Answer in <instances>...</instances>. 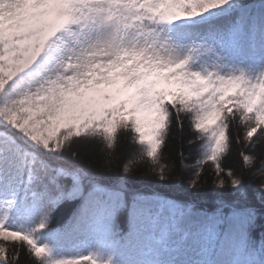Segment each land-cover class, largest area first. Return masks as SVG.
<instances>
[{"label":"snow or ice","instance_id":"6c2138e0","mask_svg":"<svg viewBox=\"0 0 264 264\" xmlns=\"http://www.w3.org/2000/svg\"><path fill=\"white\" fill-rule=\"evenodd\" d=\"M183 116L201 141L196 163L218 175L230 124L245 127L246 141L264 136V2L0 0V239L26 246L33 264H264L232 169V202L217 193L213 213L133 194L125 221V185L62 162L66 150L78 157L75 141H98L111 156L127 133L163 179V150ZM257 159L264 171V155L242 154L245 169ZM256 191L264 201V186ZM65 202L70 219L54 229ZM15 258L0 243V264Z\"/></svg>","mask_w":264,"mask_h":264},{"label":"trees","instance_id":"16d2710c","mask_svg":"<svg viewBox=\"0 0 264 264\" xmlns=\"http://www.w3.org/2000/svg\"><path fill=\"white\" fill-rule=\"evenodd\" d=\"M264 0H241L247 7L260 5ZM245 127L233 122L230 124L229 135L231 138L230 150L221 161L224 172L216 173L214 165L206 162L198 165L196 161L201 158L200 143L196 132L191 128L186 116L181 118L179 124L173 123L167 140V146L163 150L161 164L165 167V176L160 179L153 171L151 162L145 158L140 160L139 145L133 141L130 134L121 135L118 146L113 155L100 142L94 140L75 141L70 151L78 153L73 159L67 156L66 163H73L82 167L87 173L101 178L109 185L120 183L125 185V202L128 207L122 209L121 216L127 220L133 194H151L170 198L174 201L188 205L194 210H206L211 213L220 207V198L217 193H222L225 203L232 202L231 178L226 175L228 169H232L243 180L248 191L247 206L252 207L256 213V220L251 230L254 241H260L264 237V201L260 199L257 188L264 186V171L260 170L259 159L245 169L242 154H251L257 157L264 155V136L259 131L254 134L251 142L244 138ZM239 135V140L236 137ZM193 141L194 143H190ZM254 145V146H253ZM135 159L131 165V171L124 173L123 167L129 160ZM126 177L124 180L119 178ZM220 178L225 180L223 188L217 187ZM195 181L194 188H188L189 182ZM187 189V191H186ZM73 205L68 202L60 205L52 216L50 227L59 229L67 224ZM227 212L228 209L224 208ZM127 231V225H121ZM5 243L8 255L11 259L16 254L15 264H33V257L26 246L14 249L11 243Z\"/></svg>","mask_w":264,"mask_h":264},{"label":"rangeland","instance_id":"374dc122","mask_svg":"<svg viewBox=\"0 0 264 264\" xmlns=\"http://www.w3.org/2000/svg\"><path fill=\"white\" fill-rule=\"evenodd\" d=\"M227 21L226 20H222V21H220V23H226ZM193 213H197V214H203V213H201V212H194V211H192Z\"/></svg>","mask_w":264,"mask_h":264}]
</instances>
